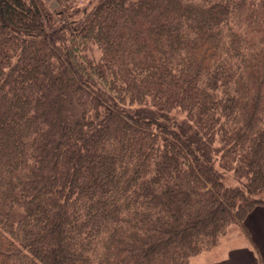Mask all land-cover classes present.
<instances>
[{
	"label": "trees",
	"instance_id": "16d2710c",
	"mask_svg": "<svg viewBox=\"0 0 264 264\" xmlns=\"http://www.w3.org/2000/svg\"><path fill=\"white\" fill-rule=\"evenodd\" d=\"M0 0V264H188L264 210V0Z\"/></svg>",
	"mask_w": 264,
	"mask_h": 264
},
{
	"label": "crops",
	"instance_id": "0c3cea01",
	"mask_svg": "<svg viewBox=\"0 0 264 264\" xmlns=\"http://www.w3.org/2000/svg\"><path fill=\"white\" fill-rule=\"evenodd\" d=\"M248 246H233L223 258L211 264H264V210H256L247 220Z\"/></svg>",
	"mask_w": 264,
	"mask_h": 264
},
{
	"label": "rangeland",
	"instance_id": "374dc122",
	"mask_svg": "<svg viewBox=\"0 0 264 264\" xmlns=\"http://www.w3.org/2000/svg\"><path fill=\"white\" fill-rule=\"evenodd\" d=\"M46 1L52 8H56L58 5L57 0ZM92 1L93 0H73V4L82 7ZM247 242V237L243 233V231H241V228L237 227V225H231L229 226L227 233L221 238L217 246L209 251L201 252L196 256H193L189 259L188 264H211L216 260H219L220 258L222 259L225 253L228 251L227 249H229L230 247H242V245L248 246Z\"/></svg>",
	"mask_w": 264,
	"mask_h": 264
}]
</instances>
